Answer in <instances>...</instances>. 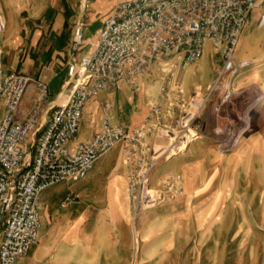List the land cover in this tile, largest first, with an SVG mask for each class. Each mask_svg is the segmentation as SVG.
Here are the masks:
<instances>
[{
    "label": "crops",
    "instance_id": "obj_1",
    "mask_svg": "<svg viewBox=\"0 0 264 264\" xmlns=\"http://www.w3.org/2000/svg\"><path fill=\"white\" fill-rule=\"evenodd\" d=\"M85 1L87 7L83 8ZM118 1L0 0L5 19V29L0 32L4 67L48 82L45 112L65 96L75 20L83 17L87 24V44L79 56L89 51L102 21ZM262 12L264 7L252 10L235 48L239 46L237 60L251 62L238 74L235 87L240 90L254 85L258 92L253 99L250 94L239 95L232 114L240 118L247 112L252 128L232 150L221 151L211 137L217 118L205 109L201 116L205 133L184 152L161 160L152 171L154 185L168 172L180 174L183 192L139 214L135 223L137 253L126 194L125 149L117 143L94 162L84 178L63 181L66 188L58 183L41 193L40 220L45 230L20 259L35 264L44 258H56L55 264H131L133 260L135 264H264V25H257ZM205 49L215 57L206 74ZM221 62L207 41L202 56L185 68L158 61L135 85L119 81L86 103L78 139L95 134L106 115L126 127L139 124L148 115L150 102L159 98L169 72H174L173 78L189 93L196 86L209 84ZM189 73L197 77L188 81ZM35 97L30 86L21 104L23 115ZM46 118L44 113L40 121ZM242 126L240 122L236 129ZM67 196H72V201L61 206Z\"/></svg>",
    "mask_w": 264,
    "mask_h": 264
},
{
    "label": "built area",
    "instance_id": "obj_2",
    "mask_svg": "<svg viewBox=\"0 0 264 264\" xmlns=\"http://www.w3.org/2000/svg\"><path fill=\"white\" fill-rule=\"evenodd\" d=\"M82 5L86 8L87 1ZM257 7H264V0H121L102 21L89 51L77 56L87 44V24L79 17L69 43L66 99L50 105L46 112L48 82L5 69L0 44V264H18L38 243L41 193L60 182L84 178L94 162L117 143L124 145L123 161L128 166L126 194L136 254L139 214L183 192L180 174L168 172L154 185L152 171L161 160L184 152L205 133L201 116L208 106L216 112L236 95L232 82L251 62L237 60L235 48ZM257 25H264V12ZM4 29L0 7V32ZM207 41L222 59L208 88L196 86L185 93L169 74L159 98L150 102L149 113L139 124L126 127L106 115L95 134L78 139L84 108L91 98L121 80L135 85L158 61L185 68L202 56ZM30 86L36 97L23 115L21 104ZM44 113L47 118L41 122ZM248 127L243 125L231 139L217 143L219 149L232 150ZM72 199L67 196L61 206Z\"/></svg>",
    "mask_w": 264,
    "mask_h": 264
},
{
    "label": "rangeland",
    "instance_id": "obj_3",
    "mask_svg": "<svg viewBox=\"0 0 264 264\" xmlns=\"http://www.w3.org/2000/svg\"><path fill=\"white\" fill-rule=\"evenodd\" d=\"M238 54H239V46L237 47V49H235V55H238ZM213 55L214 54H212L209 51H206V49H205V55L203 56V64H204L203 66L205 67V70L203 71L204 74L208 73L209 70H211L213 64L215 63V57ZM221 66H222V62H221V65L219 66V68L216 70L215 75L213 76L211 82L204 87L201 86L203 89L208 88L211 85V83L213 82L217 72L220 70ZM179 68H181V67H179ZM173 73H174L173 71L169 72V74H172L174 76ZM238 74H237V76H238ZM237 76L234 78V80L232 82L233 88H236L235 87L236 86L235 80H236ZM186 77H187L188 81H190L192 79L194 80L197 77V75H195L194 73L193 74L189 73ZM236 90H237L236 95H234L232 97V99L228 102V104L221 106L216 112H212V114H214L217 118L215 125L211 128V135H212L211 137L213 138L214 141H216V143H219V142L221 143L223 141L231 139L233 133H235V131L238 129V128L236 129V127L238 126V124H240V122L243 125L249 126L246 129V131L241 135L240 138H242V136H244L252 128L251 124H250V118H249L248 113L247 112L242 113L240 118L234 117L232 114V108H233V105H235L234 101L238 98L239 95L250 94V96H252V99H253L254 95L258 92V90H256V87L254 85L244 86L240 90H238V88H236ZM251 101H253V100H249L248 103H250ZM207 108H209V106ZM240 138H239V140H240ZM218 149H219V147H218ZM221 151H224V150H221ZM224 152H228V151H224ZM58 186L61 188L62 187L66 188L67 183L61 182L58 184ZM41 230L43 232L45 230L44 227ZM55 251H57V254L59 253L57 248H55ZM55 259L46 260V258H44V260L40 264H55V263H57ZM18 264H35V262L31 261L30 259H28L27 261H23L22 259H20Z\"/></svg>",
    "mask_w": 264,
    "mask_h": 264
},
{
    "label": "bare ground",
    "instance_id": "obj_4",
    "mask_svg": "<svg viewBox=\"0 0 264 264\" xmlns=\"http://www.w3.org/2000/svg\"><path fill=\"white\" fill-rule=\"evenodd\" d=\"M65 99H66V95L64 96L63 100H62L60 103L64 102V101H65Z\"/></svg>",
    "mask_w": 264,
    "mask_h": 264
}]
</instances>
